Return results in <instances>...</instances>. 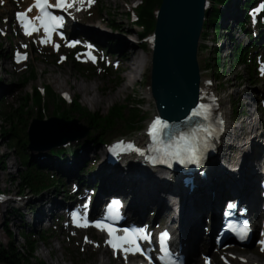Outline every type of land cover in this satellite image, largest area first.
<instances>
[{
	"label": "rangeland",
	"instance_id": "rangeland-1",
	"mask_svg": "<svg viewBox=\"0 0 264 264\" xmlns=\"http://www.w3.org/2000/svg\"><path fill=\"white\" fill-rule=\"evenodd\" d=\"M29 1L30 0H2V2H0L1 105L10 107V110L17 109L21 104V98H23L27 92H32L34 88L42 92L43 88L47 86L54 95L58 96L66 104L65 107H68L70 104V99L77 98L82 108H85L88 112H98L101 116L105 115L108 109L115 104H137L140 109L139 115L142 118L143 126L139 131L125 134L123 131L124 123L118 120L117 127L100 142L89 137L91 131H87L88 129L84 120L78 118L77 113L71 114V119L62 120L69 122L75 121L76 124L81 126L80 128L74 126L71 128H54L51 124L47 125L51 126L54 130L53 136L49 141L53 140L55 141L54 143H56L60 142L63 138V140L67 139L66 143L68 145L66 149L69 148L70 151H66V157H64L62 154H50V150L35 151L26 147L29 162L38 165L44 174L54 175V181L60 179L56 187H52L40 194H34L25 189L22 190V188L13 181V178L17 177L21 169L22 159L20 149L13 147L16 144V139L12 140L14 135H12L11 138L7 135H2L0 131V244H6L8 241V238L4 234V227H6L10 232L15 234L13 243L16 247H21L23 245L22 239L17 235L19 232H26V234L31 232L34 234L35 239L38 241L34 245L33 255L44 264H98V259H103V261L109 262L108 264H122V262H119L117 259H113L108 251L102 252V250L105 249L103 247V242L94 231L70 230L65 227L67 218L65 219L64 216H61V218L59 217L63 215L64 212H68L66 210H59L55 219L44 220L39 228L34 229L29 223L28 216L36 213L39 204L36 202L29 203L28 200L40 198L45 194H49L50 197L56 195V197H61L65 202L70 203L77 199L78 195L82 193L80 192L77 195L75 194L76 197L71 196V198H69L72 191V183L77 180L83 183L85 187H91L90 189L93 188L92 190H95L98 182L96 184L87 182L89 175L99 168V164L97 163L98 159L93 158V155H91L92 157L88 160H84L80 163L77 162L75 164L77 165L76 168L74 167L70 170H66L64 166L68 165L71 160H75L85 147H101L103 150L110 141L115 139H121L122 137L123 139L129 138L130 140L137 139V137L142 135L146 123H148L151 117L156 113L153 100L149 101L144 95L145 90L147 88L149 89L150 66L142 75L136 76L137 80L134 84L116 93V89H120L119 85L123 80L122 73L124 69L118 49V45L121 44L120 40L130 41L132 48L137 51L139 56H148L149 61L151 57L150 44L147 42L150 35H145L146 37L142 39V37H140L141 30L132 23L134 19L133 14L135 13L134 6L138 0H81L65 11V13L70 16L69 18H71L72 22L67 32L72 31L74 36L95 44L97 49L95 53L97 56L96 65L84 63L82 61L83 58L80 53L81 47L75 49L61 47L60 51L55 53L51 50L50 45H45L41 42L38 34L33 35L31 38H25L22 34H19L16 22L17 13L25 11ZM243 1L244 0H230L227 7L221 8L223 13L219 35L214 38L212 28L208 27L206 37L203 40L201 38L198 46L197 63L201 81L204 79L203 83L209 82L212 85L209 94L214 91L216 98L222 99L219 108L221 111L225 112L224 116L226 120H229L230 126H237L240 121L244 119L243 117H246L247 113L254 114L256 117L259 116L260 123L258 129H256L259 131L256 132H259L258 138L260 142L262 141L264 144V77L260 78L258 74L253 77V74L255 72L258 73L262 68L260 52L261 49L264 50V38H260L256 43L254 42L255 47L252 49L253 56L251 55L252 59L247 69L241 67L240 64H234L235 62L231 60V52L234 45H247L252 42L251 40H254V32L250 28L244 32L236 23L242 13L239 5H241ZM232 15H234L235 20ZM250 18L249 23L252 24L254 20L252 16H250ZM74 25L77 27L76 29L73 27ZM94 27L98 28V30L100 29V32L102 31V34L105 35L103 40L94 38L91 34L87 33L86 29H93ZM226 28L228 29L226 30ZM13 48L14 50L21 49L22 53L25 52L27 54L23 62L19 64L12 62L11 56ZM213 48L218 49L220 52L222 63L219 65L211 64V67H208V62H210V58L214 55ZM107 52L111 53L110 56H108ZM31 70L34 73V77L29 78L26 84H22V77L28 75ZM220 70L222 71L221 73ZM54 78H57L60 82V88L53 85L52 81ZM85 84L91 86L87 94L82 91V85ZM62 93H65L67 96L65 101L61 97ZM41 96L43 98L42 108H44V110H40L39 113H41L42 117H45L41 120L47 122L51 117L58 118L56 116L58 112H55V106L53 105L57 102V98L48 95L45 96L43 93ZM245 96H247L245 99V101H247L246 105L242 102ZM89 97H96L100 102L96 105H91L89 102L85 101V98ZM59 105L60 107L62 106L61 103ZM30 106L31 104L29 108ZM34 110L33 108V114L30 119H27L26 125L23 124L25 118L22 119L21 124L17 125L15 133H17L22 140L26 139V133L31 122L34 119H38L37 116H35ZM247 119L248 122L252 121L255 123L254 118L249 117ZM138 124H140V122ZM23 126H26L24 130H22ZM7 127L8 125L0 121V129L4 130ZM260 132L262 133L261 135ZM51 133L49 135H51ZM60 148L61 146L58 147V149ZM71 151H74V153L72 154ZM128 155L124 154V156L119 159L120 162L128 163L127 160H133ZM102 158H104V156H102ZM43 159H50V164L53 166L54 170H51L47 166H45V168L42 167L44 165L42 162ZM211 160H209L208 166ZM55 168H61V172L65 171L64 174L60 173V171L56 172ZM156 172L158 174L162 173L160 171ZM84 192L87 193L88 191ZM111 194L115 193L103 194V197ZM218 206L216 208L217 219L215 224H218L219 219ZM126 212L128 211L126 210ZM131 212L137 219H144L145 223L146 220L149 221V216L138 218L134 209H132ZM128 218H130L129 214ZM154 219L156 220V226H154L156 229L160 228L164 222L169 223L171 227H175L174 224L170 223L167 217H156ZM252 221H254V219H252ZM41 235L44 236L43 239L40 238ZM86 238L87 240L85 241ZM208 248L209 252L204 253V250L201 252V254H206L205 257H199L194 264H228V260L231 262L234 261L235 254L229 253L228 256L223 253L213 255L212 253L215 252L217 248L211 245H209ZM236 248L242 250L245 256V253L251 255L250 251H253L263 258V260H258L256 262L258 264H264V252L258 250L254 245L237 246ZM42 251H49L50 255L45 257L40 254ZM34 261L35 260H33V262ZM191 263L193 262L187 261L186 264ZM237 263L244 264L245 259L240 258Z\"/></svg>",
	"mask_w": 264,
	"mask_h": 264
},
{
	"label": "bare ground",
	"instance_id": "bare-ground-1",
	"mask_svg": "<svg viewBox=\"0 0 264 264\" xmlns=\"http://www.w3.org/2000/svg\"><path fill=\"white\" fill-rule=\"evenodd\" d=\"M73 27L77 28L75 25ZM86 31L99 40L105 38L102 31L100 32V29L98 30L96 27L86 29ZM41 40L43 44L46 43L43 37ZM120 41L121 44L118 45V49L124 69L123 80L119 85L120 89H116V93L134 84L137 80L136 76L142 75L150 66L148 56H139L137 51L132 48L130 41ZM203 82L204 79L201 81L200 76L198 102L210 106H216L218 103L220 105L222 99L216 98L214 91L209 94L212 85L209 82ZM52 83L60 88L61 84L57 78H54ZM90 87L89 84L82 85V91L87 94ZM144 95L149 101L152 100L148 88ZM211 97H214V100ZM246 98L247 96L242 100L244 105L247 103ZM85 101L91 105L100 102L96 97L85 98ZM217 113L222 120L221 128L224 127V129H221L217 139L215 154L206 160L204 167L191 174H181L180 179L175 180L164 176V174H158L156 171H152L156 169L149 168L141 159H136L137 156H141L139 149L141 148L142 135L137 139L125 140L126 145L138 149L136 152L127 150L126 154H129L128 156L133 159L127 160L128 163H121L120 160L113 163L107 162L105 158H102L105 148L102 150L101 147L88 146L83 148L76 159L71 160L64 168L66 170L76 168L77 162L88 160L93 155V158L98 159L97 163L99 164L98 170L90 174L87 180V182L99 183L96 185L97 188L93 190L94 198L91 199L93 207L99 203L103 194L115 193L111 195L123 197L127 214H130L131 210L134 209L138 218L145 216L169 218L170 223L173 222L176 227L172 245L181 250L186 263L192 261L191 264H194L199 257H202L199 254L203 250L204 253L209 252V245L217 246L211 239L212 229L216 225V208L223 199L241 201L243 206L248 209V215L252 219H256V216L259 217L257 214L262 202L257 186L258 181L263 177L259 159L264 155V144L258 138L259 132H256L259 131L256 129H258L260 117L247 113L237 126L231 125V127L229 120H226L224 116L225 112L221 110L219 112L217 108ZM249 117L254 118L255 123L248 122L247 118ZM208 160H211L209 166L207 165ZM42 162L44 163V165L40 164L43 165L42 167L48 166L54 170L50 164V159H43ZM55 171L59 172L62 169L55 168ZM28 202L39 204L36 213L28 216L29 223L34 229L39 228L44 220L55 219L59 210H65L70 205L61 197H56V195L50 197L49 194L40 198L29 199ZM155 222L156 220L153 221V223ZM236 247L231 244H223L217 247L212 254L223 253L228 256L229 253H233L235 254L234 261L228 260L229 263L233 264H238L237 261L240 258L245 259L244 264H258L256 261L263 260L260 255L253 251H250L251 255L245 253V256L243 251ZM106 251L105 249L102 250V252ZM40 254L46 257L50 255V252L42 251ZM97 261L98 264L109 263L103 259Z\"/></svg>",
	"mask_w": 264,
	"mask_h": 264
},
{
	"label": "trees",
	"instance_id": "trees-1",
	"mask_svg": "<svg viewBox=\"0 0 264 264\" xmlns=\"http://www.w3.org/2000/svg\"><path fill=\"white\" fill-rule=\"evenodd\" d=\"M162 0H139L138 5L135 7V16L136 21L134 25L137 26L141 30L140 37H145V35L150 34L155 25V11L160 6ZM230 0H209L210 6L207 8L208 15L205 17L203 24V31L201 34L202 40L206 37L208 27H211L214 33V38L219 35L220 31V19L222 17V7H227ZM253 4V0H244L241 2V7L245 8ZM247 5V6H246ZM247 20L246 15L240 16L239 20H237V24L239 28L246 32L245 22ZM228 28H226L227 30ZM257 40H253L248 45H234V48L231 52V60L235 62L234 64H240L243 68H248L249 63L251 62L250 54L252 49L255 47L254 42ZM214 55L210 58V62H208V67H211V64L219 65L221 63L220 52L218 49L213 48ZM212 61V62H211ZM222 71L220 70V73ZM255 74H253V77ZM34 73L31 70L28 75L22 77L21 83L26 84L29 78H33ZM44 95L53 96V98H57V102L53 104L55 106V112H58L56 116L62 119H71V114L77 113L78 118L84 120L89 133V137L92 139H96L98 141H103L106 136L117 127V121H122L124 123L123 131L125 134H130L136 131H139L142 124V118L139 115L140 109L137 104H115L111 106L105 115L101 116L98 112H88L85 108H82L78 102V99L75 98L71 101L68 107H65V103L56 95H54L51 89L47 86L44 87ZM42 96L41 94L34 88L32 92H27L23 98H21V104L17 109L10 110V107H4L0 103V121L4 122V124L8 125L6 129H0L1 134L7 135L15 141V148L20 149L21 154V169L16 178H13V181L18 184L19 187L25 190H29L34 194H40L44 191L49 190L52 187H56L60 180L54 181V175L44 174L38 165L32 164L28 161V156L26 153L27 141L22 140L21 137L15 130L17 129V125L21 124L23 118L25 121L23 122L26 125L27 119H30L33 114V108L35 109V116L38 119H44L42 117L40 110H44L42 108ZM31 101V102H30ZM35 102V105H34ZM62 104L60 107L59 104ZM31 104L30 108L29 105ZM64 106V107H63ZM54 112V115H55ZM71 116V117H70ZM140 122V124H138ZM26 126H23L22 130H24ZM66 151H70L69 148L66 149H51L50 154H62L66 157ZM72 152V151H71ZM74 151L72 152V154ZM1 164V158H0ZM4 234L8 238L6 244H0V264H44L42 261L37 260L34 255V245L37 243V239H35V235L32 233L26 234V232H19L17 235L22 239L23 245L21 247H16L13 243L15 239V234L10 232L8 228L4 227ZM44 236H40L43 239ZM33 260H35L33 262Z\"/></svg>",
	"mask_w": 264,
	"mask_h": 264
},
{
	"label": "water",
	"instance_id": "water-1",
	"mask_svg": "<svg viewBox=\"0 0 264 264\" xmlns=\"http://www.w3.org/2000/svg\"><path fill=\"white\" fill-rule=\"evenodd\" d=\"M207 3V0H162L155 13L150 40L149 90L163 120L181 122L198 104L200 71L197 48L203 21L208 15L207 11L205 13ZM50 124L54 128L81 127L75 121L55 117L47 122L34 119L27 130L29 149L44 151L66 144L64 138L56 143L49 141L54 131L47 126Z\"/></svg>",
	"mask_w": 264,
	"mask_h": 264
},
{
	"label": "snow or ice",
	"instance_id": "snow-or-ice-1",
	"mask_svg": "<svg viewBox=\"0 0 264 264\" xmlns=\"http://www.w3.org/2000/svg\"><path fill=\"white\" fill-rule=\"evenodd\" d=\"M0 2H2V0H0ZM50 7H52V5L48 3V0H35V3L29 6V8L26 9L25 12L17 13V19L21 21L26 34L30 35L31 32L38 30L37 27L35 26V22L37 21L39 22L40 26L44 28L46 35H48L50 26L52 24L60 23V20L52 16L47 11V9ZM55 7L56 8H71L73 7V5L71 3H67V0H57ZM33 8H36L38 10V14L34 18L29 19L28 13H30L33 10ZM22 58L23 57H18V59H22ZM206 111H207L206 107L201 106V110L198 112H194L193 115H204ZM164 128H167V125L162 124V122L159 119L153 122V124L151 125L149 129V135L153 138L154 143L157 141L158 134L161 131H163ZM202 131L208 132L207 129H202ZM208 134L210 135L211 132H208ZM166 147L168 149H171L174 147L176 155H179L180 152L182 151L186 152L194 160L196 158V152H197L196 135L195 134L191 136L180 135L175 142L169 143ZM114 204L118 207V202H114ZM97 226H100V225H97ZM106 230L108 231L109 237H110L109 240L106 241V243L109 246H111L114 250L119 249L126 253L141 252V254H143L139 245L136 243L135 234H129L128 232H125V235L123 237H114L113 230L111 228H107ZM245 234H246L245 230L242 229L240 232V238L243 239ZM166 235L167 234L165 233L161 237L162 256L160 257V259L162 261V264H170V261L168 260L167 247L165 244ZM141 238L148 239L149 237L142 235ZM261 243L264 244V241H262ZM124 245H128V247H124ZM149 264H151V261H149Z\"/></svg>",
	"mask_w": 264,
	"mask_h": 264
}]
</instances>
